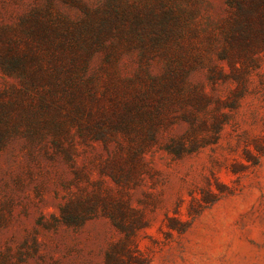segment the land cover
Returning <instances> with one entry per match:
<instances>
[{"label":"rangeland","instance_id":"374dc122","mask_svg":"<svg viewBox=\"0 0 264 264\" xmlns=\"http://www.w3.org/2000/svg\"><path fill=\"white\" fill-rule=\"evenodd\" d=\"M0 264H264V0H0Z\"/></svg>","mask_w":264,"mask_h":264}]
</instances>
